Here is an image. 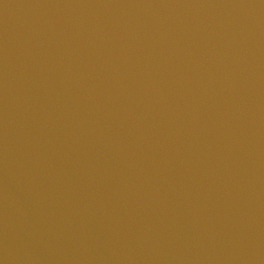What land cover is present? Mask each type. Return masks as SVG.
<instances>
[{
  "label": "water",
  "instance_id": "obj_1",
  "mask_svg": "<svg viewBox=\"0 0 264 264\" xmlns=\"http://www.w3.org/2000/svg\"><path fill=\"white\" fill-rule=\"evenodd\" d=\"M0 264H264V0H0Z\"/></svg>",
  "mask_w": 264,
  "mask_h": 264
}]
</instances>
